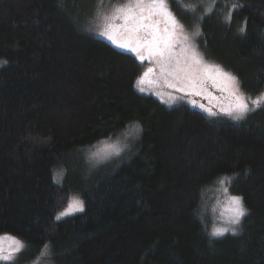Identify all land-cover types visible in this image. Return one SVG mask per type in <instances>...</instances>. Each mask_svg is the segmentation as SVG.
<instances>
[{"label":"trees","instance_id":"16d2710c","mask_svg":"<svg viewBox=\"0 0 264 264\" xmlns=\"http://www.w3.org/2000/svg\"><path fill=\"white\" fill-rule=\"evenodd\" d=\"M103 1L0 0V236L29 248L12 264L44 245L54 264H264V105L230 120L140 94L145 64L79 29ZM188 1L175 12L203 55L263 93L264 0ZM136 125L120 155L88 163ZM223 177L246 215L214 237L206 196ZM72 195L84 211L56 221Z\"/></svg>","mask_w":264,"mask_h":264},{"label":"snow or ice","instance_id":"6c2138e0","mask_svg":"<svg viewBox=\"0 0 264 264\" xmlns=\"http://www.w3.org/2000/svg\"><path fill=\"white\" fill-rule=\"evenodd\" d=\"M238 7V4L231 5L226 22H231L232 12ZM241 31L244 29L241 28ZM98 34L111 41L115 47L133 53L140 64L149 62V66L135 80L134 87L141 93L152 92L162 103L171 104L188 97L190 103L202 108L208 115L216 116L218 113L212 107L196 104L195 98L201 97L210 103L216 101L215 106L220 113L237 120L264 105V93L255 99L246 97L235 75L218 64L205 61L194 42L196 37L202 35L200 26L197 25L189 35L184 24L170 10L168 0H126L104 17V24L98 29ZM2 63L6 61H0ZM210 87L221 93V96H214ZM165 88L172 91L165 92ZM139 131V125H136L133 132ZM101 143L104 147L97 146V151L92 152L90 159L99 162L111 155H120L122 149L115 144H109L108 141ZM63 175L62 170L57 171L55 181L59 183ZM230 180V177H223L219 183L223 186ZM223 192L228 226L214 228L213 236H223L230 231L235 234L237 229L232 226L239 225L246 215L242 198L230 195L227 187L223 188ZM83 211V201L72 197L56 219ZM24 247V243L14 237H0V261H13ZM47 251L48 246L44 245V253Z\"/></svg>","mask_w":264,"mask_h":264},{"label":"rangeland","instance_id":"374dc122","mask_svg":"<svg viewBox=\"0 0 264 264\" xmlns=\"http://www.w3.org/2000/svg\"><path fill=\"white\" fill-rule=\"evenodd\" d=\"M126 0H116L115 2L113 1H103V2H99L95 5V7L91 8V9H88L85 13H83V16L82 18L80 19V28L85 34H87L88 36L90 37H95L97 39H101L105 42H107L108 44H110L111 46H113L114 48H116L117 50L119 51H122V52H125V53H128V54H131L133 56H135L133 53L131 52H128L127 50H124V49H119L117 47H115V45H113L111 43V41H108L106 38L100 36L98 34V29L102 27V25L104 24V17L106 15H110L112 10L114 9V7L118 6V5H121L123 3H125ZM168 3H169V7H170V10L177 16L176 12H175V8H181V10L185 13H188V15L191 16V13H190V9H192V5L191 3L188 1V0H168ZM208 10V8H207ZM188 11V12H187ZM178 18V16H177ZM179 19V18H178ZM180 20V19H179ZM181 21V20H180ZM117 23H120L119 21H117ZM182 23V22H181ZM183 24V23H182ZM185 26V25H184ZM185 30L186 32L191 35L192 32H194V30L191 28V27H187L185 26ZM195 44L197 45V48H198V51L203 55V53L200 51L199 47H198V44H197V37L195 38ZM204 59L206 62H209V63H214V64H218L216 62H213V61H210L208 60L204 55H203ZM145 66H144V69L143 71L146 69V67L149 66V62L148 61H145L144 62ZM219 65V64H218ZM3 66V63L0 64V68ZM221 66V65H220ZM222 67V66H221ZM225 69V68H224ZM226 70V69H225ZM142 71V72H143ZM228 71V70H226ZM229 72V71H228ZM142 74V73H141ZM241 89V87H240ZM165 92H171L172 90L171 89H163ZM209 90L212 92V94L214 96H219L221 95V93L217 92L215 89H212L211 87L209 88ZM138 91V90H137ZM242 91V90H241ZM139 92V91H138ZM243 92V91H242ZM140 94L142 95H145V96H149V97H152L156 100H158L160 103L161 100L159 97H157L156 95H154L152 92H147V93H141L139 92ZM244 93V92H243ZM264 93V92H263ZM174 95H182L180 93H173ZM244 95L246 97H250L248 95H246L244 93ZM253 99H255L256 97H251ZM189 99L188 97H185L184 99H181V100H176L175 102L171 103V104H166V103H162L163 105L167 106V107H181V106H186V107H189L191 109H194V110H197V111H200L206 115H208L205 111H203L202 108L198 107V106H195L193 105L192 103L189 102ZM196 100V104L199 105V104H203L205 107H212L214 111H217V115L216 116H219V117H223V118H226V119H230V120H237V119H234L230 116H227L223 113H220L219 112V109L218 107H216V101H213L212 103H210L208 100L206 99H203L201 97H196L195 98ZM251 107V105H250ZM247 115V114H246ZM216 116H212V117H216ZM244 118V117H243ZM240 120V119H239ZM133 128H129L128 130H126L121 138L119 139H115L113 141H110L108 142L109 144H115L117 147L121 148L122 151L123 149L125 148L126 146V143L129 142L130 139H134L137 137L138 133H135L133 132ZM132 132L133 134L129 135V133ZM97 146L99 147H104V145L102 143L94 146L93 148L87 150V155H88V163H90V165L92 167H97L98 165L108 161L109 159H111L112 157H115L116 155H111L110 157L106 158V159H103V160H100L99 162H97L96 160H92L90 159L91 157V154L92 152H95L97 151ZM121 151V152H122ZM120 152V153H121ZM61 183V182H60ZM224 187H227V183H225L223 186L218 182V185L215 186V188L213 189H210V193L207 194L206 196V202H207V215H208V218H212V230L211 232H213L214 228H217V227H225V226H228L227 225V213H225V207H226V197L224 195V192H223V188ZM228 188V192L230 195H233L230 193L229 191V186L227 187ZM235 196V195H234ZM72 197H77L79 199L80 196L79 195H72L69 199V202L71 200ZM82 200V199H81ZM243 202V201H242ZM244 206V205H243ZM67 207V206H66ZM65 207V208H66ZM64 208V209H65ZM245 208V207H244ZM64 209H62L61 211H63ZM60 212V211H59ZM58 212V213H59ZM57 213V214H58ZM82 212H75L73 214H70L68 216H65L63 218H61L60 220H57L56 219V216L57 214L55 215V219L56 221H62L64 219H67V218H70L74 215H77V214H80ZM224 213V215L222 216L221 214ZM243 219V218H242ZM241 219V221H242ZM240 225V224H239ZM239 225H233L232 227L236 228L237 231L239 230L238 227ZM236 231V232H237ZM228 234H233L231 231L230 232H227L225 233L223 236L225 235H228ZM5 235H8V234H5ZM5 235H1L0 237H3ZM8 236H11V237H14L20 241H22L25 245L24 249L18 253L16 255V258L13 260V261H0V264H12V263H16L17 261H19V259L23 256L25 257V255L27 254V252L29 251V248H28V243L21 239V238H18V237H15V236H12V235H8ZM223 236H214V237H223ZM48 246V251L47 253H44V248L41 250V253L38 257H37L33 260V261H30V262H23L22 264H54L53 261H52V252H51V247L49 245Z\"/></svg>","mask_w":264,"mask_h":264},{"label":"flooded vegetation","instance_id":"af4514ba","mask_svg":"<svg viewBox=\"0 0 264 264\" xmlns=\"http://www.w3.org/2000/svg\"><path fill=\"white\" fill-rule=\"evenodd\" d=\"M219 96H221V95H219ZM219 96H217V97H219Z\"/></svg>","mask_w":264,"mask_h":264}]
</instances>
